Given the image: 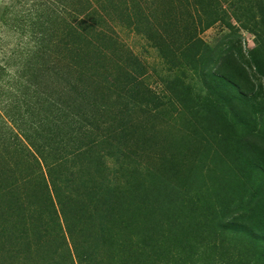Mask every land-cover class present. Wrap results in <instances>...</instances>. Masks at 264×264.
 Segmentation results:
<instances>
[{"label": "rangeland", "instance_id": "obj_1", "mask_svg": "<svg viewBox=\"0 0 264 264\" xmlns=\"http://www.w3.org/2000/svg\"><path fill=\"white\" fill-rule=\"evenodd\" d=\"M0 264H264V0H0Z\"/></svg>", "mask_w": 264, "mask_h": 264}]
</instances>
